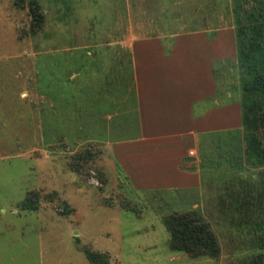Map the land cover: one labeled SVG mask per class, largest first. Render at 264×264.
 Here are the masks:
<instances>
[{"label":"rangeland","instance_id":"obj_1","mask_svg":"<svg viewBox=\"0 0 264 264\" xmlns=\"http://www.w3.org/2000/svg\"><path fill=\"white\" fill-rule=\"evenodd\" d=\"M233 6L0 0V264H264V166L245 162L241 106L236 128L186 130L160 169L125 153L149 141L142 75L162 74L172 53L199 58L222 33L237 60L213 55L215 95L198 88L193 112L240 105ZM190 212L208 224L216 259L170 250L165 218Z\"/></svg>","mask_w":264,"mask_h":264},{"label":"crops","instance_id":"obj_2","mask_svg":"<svg viewBox=\"0 0 264 264\" xmlns=\"http://www.w3.org/2000/svg\"><path fill=\"white\" fill-rule=\"evenodd\" d=\"M222 35L212 43L202 44L201 49L204 51L199 58L191 56L185 60L189 57L185 53L181 54L182 58L172 53L171 59L167 60L168 65L161 67L162 74L142 75L140 100L143 107L139 123L142 136H146L149 141H137L136 144L139 143L141 146L139 150L135 148L136 145L132 148L127 147L125 153H130L129 157L134 158L133 160L153 161L158 163L160 169L164 166L166 158L168 160L174 154L175 141L178 143L186 130L212 132L237 127L240 108L238 103L225 104L219 108L209 106L210 108L199 116L193 112L196 108L198 88H204L209 94L212 93L207 99L215 95V92H212L214 84L209 66L211 58L218 56L213 55L221 54L219 57L221 59L237 60L231 41L227 39L223 42ZM174 48L177 51V47ZM199 59L201 61L198 64ZM146 81L150 82L149 85L144 83ZM197 81H201L202 86H198ZM230 95L228 92L227 96ZM154 139L163 143L153 142ZM142 140H145L144 137Z\"/></svg>","mask_w":264,"mask_h":264},{"label":"trees","instance_id":"obj_3","mask_svg":"<svg viewBox=\"0 0 264 264\" xmlns=\"http://www.w3.org/2000/svg\"><path fill=\"white\" fill-rule=\"evenodd\" d=\"M231 1L234 5L232 19L238 40L237 57L240 68L246 73V77L240 79L244 91L240 102L243 110L244 157L249 167L264 166V0ZM38 14L37 9H31L30 15L37 25L42 20ZM246 101L249 103V108H246L248 111H245ZM249 117L255 120L252 121ZM21 208L28 210L32 206L22 202ZM164 223L170 233V250L182 252L189 258L218 257L219 249L215 238L208 224L196 212L171 215L165 218ZM261 245H264L263 241ZM81 251L90 263H96L99 258L97 254L85 249ZM251 264H263V255H258Z\"/></svg>","mask_w":264,"mask_h":264},{"label":"built area","instance_id":"obj_4","mask_svg":"<svg viewBox=\"0 0 264 264\" xmlns=\"http://www.w3.org/2000/svg\"><path fill=\"white\" fill-rule=\"evenodd\" d=\"M190 154H192V152H190Z\"/></svg>","mask_w":264,"mask_h":264}]
</instances>
